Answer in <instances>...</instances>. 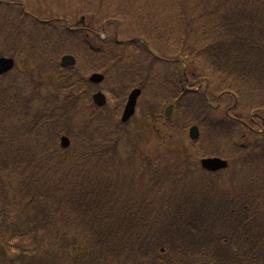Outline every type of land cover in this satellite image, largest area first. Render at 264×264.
<instances>
[{"label": "rangeland", "instance_id": "374dc122", "mask_svg": "<svg viewBox=\"0 0 264 264\" xmlns=\"http://www.w3.org/2000/svg\"><path fill=\"white\" fill-rule=\"evenodd\" d=\"M67 1L0 0V43L4 42L0 47V55L10 56L13 54L14 48L17 49L15 51L16 70L1 79L2 82H0V139H5L7 147L13 148L12 150L15 151H17L16 148L23 151V147L37 144L36 147L40 151H43L47 146L58 156L59 137L57 138L56 132L70 138L71 146L67 149L69 151H66L67 154L83 151L84 146L90 147L96 140L105 137V150L111 151L114 161H122L118 166L120 176L123 175V172L124 175L142 172L141 177L144 178L139 179L141 182L138 185V188H143L142 194L151 184H155L154 180L162 183L166 192L170 190L168 187L174 182L168 179L173 178L176 182L184 175L185 183L193 186V192L199 197L201 204L209 205V202L213 201L215 205L211 206V211L215 208L217 211L236 210L240 205V203L236 204L238 199H241V204L247 203L252 190L253 194H257L260 189L263 196L254 198L257 205L253 209L255 213L262 216V220L255 219V224L258 226V234L264 237V210H257L262 205L264 207V108L256 112L244 104L242 106L234 104L236 98L239 99L235 93L213 92L215 85L211 81H206L193 67L204 66V64L198 61L195 56H190L192 50L194 51V45H196L193 42L194 38L191 37L192 33L184 35L180 27L179 33L175 31L178 22H184L183 19L179 20L180 12L176 1L140 0L143 5H136L133 0H70L71 7L68 8ZM19 4H23L27 12V16L23 17V20L18 15V13L24 12L23 8L19 10ZM115 17L116 19L109 23V18L112 20ZM41 22H47L48 31H46V27L38 26ZM35 23L37 27L34 25ZM105 24L108 25L105 26ZM68 28L73 30L71 36H75L73 39L69 38L70 35L68 36L70 39L68 48L76 52H83L85 50L84 42L92 53L100 52L96 54L98 58L92 57V62L94 63L96 60L99 65H102L103 55L110 54L109 56L112 57V61H108L107 70L99 69L100 73L105 77L108 76L109 79L96 86L88 85L92 91L90 98H92L93 92L100 89L106 95L108 102L104 108L105 111H99L98 115H93V118L86 105L89 97L84 99V95L76 93L75 90L72 92L71 89L65 90L63 94L59 93V84H54L49 77L45 76L44 71L41 73L43 75H39L36 64L33 67H28L31 53L29 49H22L25 43H31V48L35 49L32 50L33 58H37L48 69L52 68L48 65L59 67L60 55L58 56L56 51H53L55 47H60L63 42L65 43L64 38L67 40L66 31ZM148 33L152 34L155 39H152L151 35L150 38L149 35L143 36ZM172 33L178 39L177 41L186 40L183 47L176 48L163 43L164 41L169 43L168 39L171 38ZM114 39H117L119 43L115 44ZM47 41L49 46H46ZM182 53H185V57L180 56ZM81 56L83 57V54ZM76 57L78 64L75 67L81 68L83 71L81 75L91 71L90 69L85 70L80 58ZM39 66H41L40 63ZM206 67L213 77L214 74L209 66L206 65ZM113 74L114 76H112ZM257 74L255 69L248 80L243 79L244 92L247 94L244 103H253L260 99L263 103L264 72L262 81L253 78ZM214 77L219 79L217 82L219 84L235 85L231 75L226 71L218 72V76ZM77 82L75 79L74 83L77 84ZM132 87L144 88L145 92L137 99L131 123L123 126L118 121V114L121 112L126 96ZM80 91L83 93L82 88ZM199 93L212 98L205 101L200 96L203 101L195 105L194 102L198 99L196 94ZM124 94L123 100L120 99ZM189 96L192 98L191 101L188 100ZM163 97L167 98L169 104L174 106L167 127H163V124L158 121L159 119L154 120V117L150 115L156 116V114L162 113L163 116L162 109L164 107H161ZM64 102L66 107H70L60 109ZM203 102L206 103L203 105ZM186 105L187 108H185ZM88 106L90 107L89 104ZM192 107H195L197 111ZM94 110L97 112V109ZM200 113H207L206 116L209 120L204 127L197 126L201 135L198 141L193 142L190 139L189 129L198 124L195 122L194 115L199 120H203L204 115H200ZM94 117L99 119L101 124L104 123L106 131L103 126L99 128L95 125ZM248 117H253L254 122L251 124V129L246 128L245 125L241 126L231 139L228 138L230 135L228 132L219 129L225 122L243 125L242 123L245 124ZM37 123L40 125L37 126ZM1 129H4L3 133ZM40 130L44 131V134L39 133L37 141H31L30 134ZM244 147L250 148V150H243ZM104 151H101V159L108 162L110 155L109 153L104 155ZM137 153L141 157H137ZM214 156L228 160V166L217 173L206 169L204 171L200 161L203 158ZM78 157L80 156L78 155ZM58 161L64 163L65 157L60 154ZM33 163L36 162L33 160ZM94 163L98 162L94 161ZM107 166V163H100L96 167L103 174L108 173ZM112 171L116 173L114 168ZM20 173L25 177L28 176L24 171ZM24 176L15 172L14 180L10 185H3L4 181L0 179V223L3 220L6 221L10 214L13 218L16 217L19 222L18 225L17 223L10 225L11 234L18 231L28 232L27 226L31 220L35 219V209L25 203L22 204V198L18 194V188L20 190L23 186ZM50 176L47 174L45 179L50 180ZM185 183H177L176 187L179 188L177 190L182 192ZM163 193L162 191L161 194ZM61 194L65 199H69L72 195ZM231 202L235 204L231 205ZM5 205L8 210L5 209ZM51 216L49 214L48 218ZM76 224L74 225L76 226ZM217 225L222 226L221 224ZM72 226L69 227L70 229L66 226L65 229L60 228L58 232H50L51 237L47 234L43 235V230L40 229L38 237V239L43 237L46 245H51L57 256H62V261L67 263L70 262L71 253L85 254L91 247L89 244L86 245L83 240L80 241L82 245L80 246L78 243L79 247L77 248L73 242H64L67 237L65 231L70 233L69 240L78 238L79 234L75 230L79 227L75 229ZM210 228L215 231L220 229L215 228V225ZM234 233L228 234L219 230L217 234H207L200 231L195 233V238L197 237L202 243L207 242L204 239L217 240L218 245L214 246L211 241L210 252L205 249L204 252L202 251L208 254V258H212L211 264H214L215 254L221 257V262L219 263L217 260L216 264H249V262L256 264L250 260V257H246L257 250L256 240L247 239L246 232L237 233L234 231ZM3 235L4 231L0 225L2 244L5 243ZM29 237L32 235L7 241L8 257H11L14 262H18L17 246L31 250L39 249L41 240H37L34 244L31 241L32 238ZM189 237V235L186 236L188 242ZM190 247V245L184 244L180 249H185L186 251H184L187 252ZM209 247L207 246V248ZM213 247H216V251ZM175 248L176 250L170 248L165 252L162 250L161 254L166 259L174 258L175 260L177 255H180L177 246ZM237 252L239 253L236 257L235 253ZM45 254H42L43 258ZM39 256L41 257V255ZM182 257L185 263L191 264L190 258H187L186 255H182ZM110 263L120 264L115 260L106 261L104 264Z\"/></svg>", "mask_w": 264, "mask_h": 264}, {"label": "trees", "instance_id": "16d2710c", "mask_svg": "<svg viewBox=\"0 0 264 264\" xmlns=\"http://www.w3.org/2000/svg\"><path fill=\"white\" fill-rule=\"evenodd\" d=\"M137 1L140 0H133L135 4H138ZM175 1L180 12L179 20L183 19L184 21L178 20L175 31L179 33L180 27L184 35L192 33L191 37L194 38L193 42L196 45H194V51L192 50L190 56H195L198 61L204 64L199 67L193 66L195 70L206 81H211L215 85L214 93H235L239 99L236 98L234 104L241 106L244 104L256 112L263 109L264 100L262 103L261 99L253 103H244L247 94L244 92L243 79L248 80L256 69L258 74L253 78L262 81L264 72V7L262 6L264 0ZM183 37L185 38V36ZM151 38L155 39L152 34ZM177 40L172 33L171 38L168 39L169 43L166 41L163 43L176 48H181L186 43V40ZM181 44L182 46H180ZM180 56L185 57V53ZM206 65L209 66L214 76H218V72H228L235 85L217 83L219 79L213 75L211 77ZM101 69L105 71L104 67ZM196 95L198 99L194 102L195 105L201 103L203 99L206 101V99L212 98L201 93ZM208 95L211 94L208 93ZM191 99L188 100L191 101ZM205 103L203 102V105ZM65 107L66 105L60 106L61 109ZM192 109L197 111L195 107ZM206 114L200 113V115H204L203 120H199L193 114L196 123L201 127L208 124L209 119ZM95 122V125L99 128L103 126L106 131L104 123L101 124L99 119H95ZM253 122V117H248L247 122L243 125L225 122L219 129L228 132L230 139L241 126L245 125L246 128L251 129ZM207 127L210 126L207 125ZM105 139L102 137L92 143V146H84L83 151L75 153L67 154L69 151L66 152L59 148L58 156L47 146L43 151H40L36 147L37 144L23 147V151H19V149L15 151L12 150L13 148L7 147L5 139H0V179L4 181L3 185H10L14 180L15 172L20 176H24L20 173L22 171L27 173L28 176H24L23 186L20 190L18 188V194L22 198V204L25 203L35 209V219L31 220L27 226L28 232L18 231L11 234L10 225L19 224L17 218H13L11 214L6 221L3 220L0 223L2 231H4L2 238L5 242L2 244L0 240V264H104L109 260H115L120 264H187L182 257L185 254L187 258L191 259V264H211L212 258H208V254L203 252L204 249L210 252L211 241L214 246L218 245L217 240L204 239L207 242L202 243L197 237L195 238V233L202 231L207 234H217L219 230L228 234L232 232L235 234L234 231L237 233L246 232L247 239L256 240L257 250L247 256L245 254V256L250 257L253 263L264 264V237L258 234V226L255 224V219L262 220V216L255 213L253 209L257 205L254 198L263 196L260 189L257 194H253L252 190L247 203L241 204V199H238L236 202V204L240 203L238 208L228 211H217L216 208L211 211V206L215 205L213 201H210L209 205L201 204L199 197L193 192V186L185 183L184 175L177 180L178 182H175L173 178L168 179L174 182L168 187L170 190L167 189L166 192L162 183L154 180L155 184H151L142 194L143 188H138L141 182L139 179L144 178L141 177L142 172L132 175L129 173L124 175L123 172V175L120 176L118 166L122 161H114L111 151L105 150ZM242 149L250 150L245 147ZM101 151H104V155L109 153L108 162L110 163L101 159ZM60 154L65 157L64 163L58 161ZM33 160L36 163H33ZM94 161L98 163H94ZM100 163L108 164L106 169L108 173H100L96 167ZM112 168L116 170V173L112 171ZM47 174L51 175L50 180L45 179ZM67 182L71 185L69 186ZM183 182L185 183L184 190L178 191L179 188L176 187V184ZM167 184L169 183L167 182ZM162 191L163 194H161ZM169 191L170 193H168ZM60 192L72 195L69 199H65ZM54 199L56 200L54 201ZM234 204L231 202V205ZM6 205L5 209L8 210ZM257 210L263 211V205ZM49 214L52 215L51 218H48ZM214 225L215 228L220 229L218 231L213 228L209 229ZM66 226L68 228L72 226L75 229L79 227L75 230L79 235L75 240L70 238V241L68 238L70 233L65 231L67 237L64 242H73L77 248L80 241L83 240L86 245L89 244L92 247H89V251L85 254L71 253L69 263L62 261V256H57V253L54 252L55 249L51 245L47 246L43 237L38 239L40 229L43 230V235L47 234L51 237L50 232H58L60 228L65 229ZM27 235H32L29 238H32L31 241L34 244L37 240H41L39 249L31 250L17 246L19 255L16 263L11 257H8L7 241ZM187 235L190 236L189 242L186 240ZM184 244L190 245L192 249L189 248L187 252L185 249V251L181 250L180 247ZM175 246H177L180 252L178 254L181 257L177 255L175 260L174 258L166 259L161 254L162 250L164 252L170 248L176 250ZM213 248L216 251V247ZM43 253L47 254L44 258ZM238 253H235L236 257ZM220 259L221 257L215 254L214 264L217 263V260L220 263Z\"/></svg>", "mask_w": 264, "mask_h": 264}, {"label": "water", "instance_id": "95a60500", "mask_svg": "<svg viewBox=\"0 0 264 264\" xmlns=\"http://www.w3.org/2000/svg\"><path fill=\"white\" fill-rule=\"evenodd\" d=\"M4 63H6L8 65L5 68V70L7 71L9 68V65H12V64H10V61H8V60H3V62L0 61V67L4 66L3 65ZM0 69H1L0 70V73H1L4 69H2V68H0ZM95 77H96V79H98L100 81L102 80V77H99V76H95ZM96 79H93V81H97ZM97 82H99V81H97ZM138 96H139V91L134 92L133 95L131 96L129 105H128L127 110H126L125 115H124V119H123L124 122H126L127 119H129V117H131L134 114V108H135L136 100H137ZM97 101H98L97 103L100 106H104L106 104L105 97L102 95L97 96ZM196 131H197L196 129L193 130V132H196ZM63 142H64V144L69 143L67 139H65ZM202 164L206 169L214 170V171L218 170V169L226 168V166H227V164L221 160H205L202 162Z\"/></svg>", "mask_w": 264, "mask_h": 264}, {"label": "bare ground", "instance_id": "6f19581e", "mask_svg": "<svg viewBox=\"0 0 264 264\" xmlns=\"http://www.w3.org/2000/svg\"><path fill=\"white\" fill-rule=\"evenodd\" d=\"M211 160H224L223 158L219 157V156H214V157H210Z\"/></svg>", "mask_w": 264, "mask_h": 264}]
</instances>
